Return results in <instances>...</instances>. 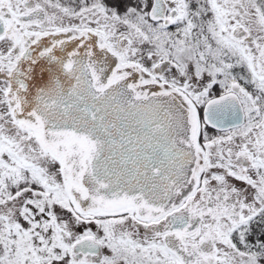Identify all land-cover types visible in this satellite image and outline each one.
<instances>
[{"label": "snow or ice", "instance_id": "6c2138e0", "mask_svg": "<svg viewBox=\"0 0 264 264\" xmlns=\"http://www.w3.org/2000/svg\"><path fill=\"white\" fill-rule=\"evenodd\" d=\"M0 264H264V0H0Z\"/></svg>", "mask_w": 264, "mask_h": 264}]
</instances>
